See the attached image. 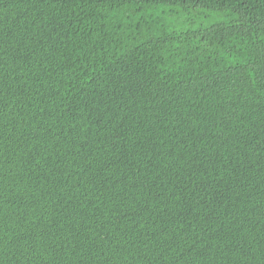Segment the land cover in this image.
Wrapping results in <instances>:
<instances>
[{
  "label": "trees",
  "instance_id": "1",
  "mask_svg": "<svg viewBox=\"0 0 264 264\" xmlns=\"http://www.w3.org/2000/svg\"><path fill=\"white\" fill-rule=\"evenodd\" d=\"M0 264H264V0H0Z\"/></svg>",
  "mask_w": 264,
  "mask_h": 264
}]
</instances>
